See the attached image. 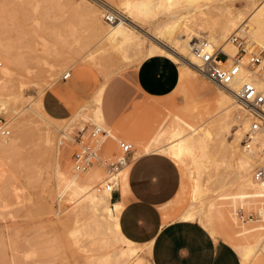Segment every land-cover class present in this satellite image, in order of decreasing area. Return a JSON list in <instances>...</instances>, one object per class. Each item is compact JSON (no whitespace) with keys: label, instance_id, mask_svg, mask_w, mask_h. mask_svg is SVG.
<instances>
[{"label":"rangeland","instance_id":"374dc122","mask_svg":"<svg viewBox=\"0 0 264 264\" xmlns=\"http://www.w3.org/2000/svg\"><path fill=\"white\" fill-rule=\"evenodd\" d=\"M82 1L0 0V95H2L0 119L11 131L10 137L0 136V144L4 142L7 145L4 138H8V142L11 144L12 141L13 145L8 150L0 148V264H91L97 256L105 255L111 250L110 247L95 241L89 229L88 231L83 230V233H80L82 237L78 236V239L72 234L76 227V216L79 215L78 219L83 222L87 219L88 213L83 211L74 216L72 209L76 203H72L69 192L63 194L60 192L63 190L59 185L58 171L63 172L69 178L77 173L73 160L76 149L74 143L67 140L58 149V142L63 131L72 135L77 127L84 124L87 128L101 125L110 131L112 136L104 139L99 147L102 161H96L90 167L91 169L79 173V179L87 184L102 180L97 185L100 188H103L107 177V163L118 159L121 155L119 140L132 143L134 148L132 153L135 156L144 153V150L139 148L143 144L138 146L136 141L131 140L130 134L125 131L128 127L142 125L145 120V113L137 104L156 100L138 92L134 83V71L141 63L139 57L142 54H135V47L129 48L128 54L131 58L125 60L121 53L113 52L114 49L110 45L98 43L96 35L100 31L94 27L93 21L84 13ZM87 1L100 13V20H103L104 27L109 23L104 17L108 10L102 5L105 3L123 15L134 16L141 30L151 32L158 24L166 20H174L173 22H180L179 27L182 33L204 31L205 33L202 32L204 36L216 35L217 39L219 38L216 43L219 45L224 43V39H220L217 29L213 30V23L210 19H204L206 12L207 17L210 16L209 9L211 8H206V11L203 9L205 5L233 8L237 12L241 11L243 18L239 22V28L230 32L228 37L238 32L239 35L248 36L249 43H254L259 49L264 48L251 30L253 24L247 18L254 8L250 0ZM139 1L151 2L148 6V13L131 11L123 5L125 2ZM256 3L259 4V1ZM202 7H204L202 9L204 12L200 10ZM192 11L195 12L192 13ZM172 15H176L175 19L171 17ZM245 24L246 27H244ZM242 28H245L244 32L240 31ZM204 38L211 41L209 37L199 39ZM151 42L153 41L146 40L144 50H147ZM233 45L238 52L237 45L235 43ZM181 62L179 60L180 66ZM82 68L84 70L81 73ZM258 69L264 81V55L263 62ZM68 71L72 72L71 77L63 80V75ZM54 83L57 89L61 90L59 96L72 106L69 120L68 118L66 121L65 119H60V121L51 119L52 122H48L32 112L31 107L50 119V115L46 113L43 106L38 105V101H41L44 94L51 90L49 88ZM103 84L107 86L106 91L111 85V98L114 106L119 108L126 100L127 102L124 107L119 108L113 120L108 119L107 123L99 124L92 119L90 100ZM117 84L119 87L115 90ZM7 87H11L9 89L11 92L21 91L22 96L18 98L10 96ZM177 87L173 91L176 98L175 104L163 109L164 114L167 115L168 124L165 130L171 132L180 128L188 134L198 128V134L210 141V137L205 133H215L214 110L219 96L224 92L223 89L211 83L200 72L195 76L194 73L185 71ZM170 98L171 96H167L158 101ZM241 105L243 106L242 103ZM83 107L86 108L84 112L75 116V112ZM247 113L244 106L233 112L236 121L226 136L228 141H233L234 133L242 123L246 121L250 126L251 119ZM16 121L25 123L24 132L18 126H13V123L17 125ZM249 130L248 133H250ZM168 132L167 136L152 139L144 145L156 147L165 144L167 142L165 138L169 136ZM248 133L244 140L252 135ZM259 133H264V129ZM248 143L250 141H244L242 144ZM258 150V154H263L262 148ZM163 154L167 155L165 152ZM167 156L171 157L169 154ZM211 156H213L210 158L212 163L207 161L209 166L204 167L206 169H203L202 176V181L208 184L210 190L203 196V202H196L192 215L181 219L201 223L213 237L225 239L234 245L242 257H244L243 253L246 248L252 247L250 264H264V190L258 186L257 189L261 191L251 193L244 189L237 176L221 174L229 166L230 160V154L225 152V149L217 154L212 153ZM172 159L182 167H180L181 186L176 198L166 208L176 213L191 202L193 179L184 165ZM213 159L218 160V166L215 165ZM254 165L251 172L253 179L255 170L264 166V162L257 161ZM183 170L187 176L184 175ZM209 173L214 176L207 177ZM120 187L121 179L117 184V188ZM234 208H237V213L242 211L243 218L239 214V219L234 216ZM251 213L253 217L249 216ZM67 214L69 215L65 220L58 219ZM141 254L145 256L149 253L141 252Z\"/></svg>","mask_w":264,"mask_h":264},{"label":"bare ground","instance_id":"6f19581e","mask_svg":"<svg viewBox=\"0 0 264 264\" xmlns=\"http://www.w3.org/2000/svg\"><path fill=\"white\" fill-rule=\"evenodd\" d=\"M257 1H259V4L256 3ZM82 2L84 5V13L93 21L94 27L100 31L96 35L98 39L97 40L98 43L110 45L112 49H114L113 52L115 51V53L116 52L121 53L125 60H128L131 58L130 54H128V51H129V48H132V47L136 48L134 50L135 54H138V55L142 54L139 57L140 62L154 55H163V56L173 59L174 61L178 63H179V60H181L182 61L181 62L182 65L180 66L181 72H179L180 79L182 78V74L184 71L187 73H194L195 76L199 72L197 68V64L199 63V61L194 55V52L192 49H193L195 40H198L201 37H209V39L215 46L223 48V50L227 52L231 57H233L237 52L235 45H233V42L232 40H230V37H228V34L232 32L233 30L239 28V22L243 18V14L241 13V11L237 12L233 8H229L225 6L223 7L221 5H218L217 7H210V5L209 6L205 5L206 6L205 8L202 7L200 9L202 11L203 8H204L203 10H205L206 8L208 9L211 8L209 9L210 16L207 17V12H206V18L204 17V19L206 20L209 18L210 22L213 23L212 24L213 30L217 29V32H219L218 35H220L219 36L220 39H224V43L223 44L221 43V45H219L216 43L218 42L217 40L219 39V38L217 39L216 35H205L204 36L203 35V33H205L204 31H202L203 33L202 32L201 33H198V32L197 33L196 32L182 33L181 28L179 27L180 22L178 21L173 22L174 20L173 21L166 20L160 23L155 27L153 31L150 32L149 30H141V26L137 23L138 20L134 16L131 17L130 15L119 14V19L114 23H108L109 27H107L108 26L107 25L105 26L106 27L105 28L102 22L103 20L102 21L100 20V16H99L100 13H98V11L95 9L96 7L94 6L95 7L94 8L93 6H91L92 4L90 5L87 0H83ZM146 2L147 1H139L136 3L125 2L123 3V5H126L128 10H131V11L137 10L136 12H139V13H148L149 12L148 6H149V3L151 2H148V3ZM250 2H251L250 4L254 6V8L252 9V11L249 12L247 18L253 24L251 30L253 31L255 36L258 38V40L261 42L262 46H264V0H250ZM160 4L162 3L160 2ZM102 5L105 6L107 9L111 10V7H109L105 3ZM164 8H168V7H164ZM193 12L195 11H192V13ZM208 15H209V12H208ZM175 16L172 15L171 17L175 19ZM216 25H218V27ZM147 39L153 42H151L147 50H144V45ZM102 47H104V45ZM121 56L119 57L121 58ZM254 76L255 75H253V73L249 71H245L241 75V77L232 84V87L234 88V90L237 91L241 88L245 80L255 79L258 87L263 89L264 81H262L261 78H258L257 76L254 77ZM263 78H264V75H263ZM182 82L184 83V81ZM105 86L106 84H103L102 87L98 90V92H96L95 95L93 94L94 96L90 100V103L92 105L90 107L92 111V116H93L92 119L99 124L105 123L103 113H102V95H103ZM7 88H8V93L10 96H13L14 98H18L19 96H22L21 91L11 92L9 91L11 87H7ZM1 96L2 95H0V98ZM42 99L41 101H38V105L40 104L41 106H43ZM240 108H243V106L235 98V94L233 92L224 91L221 93V96H219V99L217 101V106L214 110L215 111L214 113L216 116V119L214 120L215 133L214 134H211L209 132L205 133L206 136L210 137V141L203 135L198 134V128H196L195 130H193L192 132L188 134L185 132L184 129L179 128L171 132H168V130H165L159 136L161 138V137H164L165 135L167 136V132L169 133V136L165 138V141H167L165 144L163 143L162 145L153 147L147 144L145 145L143 144V146H141V143H138V146H141L140 148H143L146 151H160L163 153L164 152L167 153V155L169 154L172 158H174L175 160H177L178 162H180L182 165H184L187 168L189 175L193 179V191H192L191 203L188 209L186 210V212L182 215V218L190 217L192 215L193 208L196 202H199V201L203 202V196L206 194L207 191L210 190L208 184H205L202 181V176L204 173L203 169L205 170L206 168L204 167L209 166L208 162L212 163L210 158H212L213 156H211V154L212 153L217 154L219 153V151L221 152L222 149H225V152H228L230 154V160L228 164L229 166L227 167V169H225V171H222L223 173L221 172V174L225 173L224 175L233 174L237 176L241 180V184L243 185L244 189L251 191V193L259 191L260 189H257L258 186L263 188L261 190H264V180H262L261 182H257L253 179L252 177L253 175H251L253 167L255 166L254 163H256L257 161L264 162V152L263 154H258L259 153L258 149L262 148V150L264 151V133L256 132L249 137L247 135L248 137L247 140H244V137L246 133H248V130L250 127L249 124L246 123L245 121V123H242L241 127H239L235 131L234 133L235 138H233V141L230 142L226 139L227 134L230 132L231 126L234 125L236 121L235 118L233 117L234 116L233 112ZM31 109L33 110L32 112H35V114L39 115L40 117H43L44 121L52 122L51 119L60 121V119L53 118L52 116H50V119L47 117H44L41 114V112H39L35 108L33 109V107H31ZM85 109L86 108L83 107L82 109L76 111L74 115L78 116L79 114L83 113ZM66 119L65 120L62 119V120L66 121ZM67 120H69V118ZM16 123L17 125L13 123V126L15 127L18 126V128L23 129V132H24V127L26 126L25 123H23V121H16ZM237 123H238V120H237ZM4 140H5V143H7V145L4 144V142H1L0 148L4 150L6 149L8 150V148L13 146L12 141H11V144L8 142V138H4ZM244 141L245 142L250 141V143L243 145L242 143ZM212 149H214V151H212ZM215 149H218V150L216 151ZM213 160H214L213 162L215 163V165L218 166L219 165L218 160L216 159H213ZM206 162L208 164H206ZM128 166L124 167L120 171L119 180L122 179V176L124 175ZM79 173H83V172H77L75 175H73V177L69 178L63 172L58 171L59 181H60L59 185H60L61 190H63L60 192L62 194L65 192H69L70 199L73 200L72 203L73 204L76 203L74 204V207L72 209V212H74L73 215L75 216L77 214L82 213L83 211H86L88 213L87 219H84L83 222L78 219L79 215L76 216L77 217L76 227L72 231V234L75 235L76 239H78V236H81L80 233H83L82 232L83 230L88 231L89 229V233H91L95 237L94 238L95 241L100 242L106 245L107 247L111 248V250H109V252L106 253L105 255L102 254V255L97 256V258L94 257L96 259L92 260L91 264H144L145 262H147L146 257H144V255H142L141 252H147V254L148 253L150 254L151 244L135 243L127 239L121 231L119 219H120L121 211L124 208L123 204L118 201L112 200L113 193L111 190L107 189L105 186L104 188H100L97 186L99 183H101L102 180H99L96 183L93 182V183L87 184L86 182L79 179L80 177ZM211 175L212 173H209L207 177ZM44 203L45 204L47 203L46 200H44ZM233 214L237 219H239L237 208L236 209L234 208ZM68 215L69 214L65 215V217H61L58 219L65 220ZM70 236L73 238L72 235ZM72 245H74V243ZM252 251H253L252 247L246 248V251L243 253L244 255L243 264H250V259H251L250 255L251 253H253Z\"/></svg>","mask_w":264,"mask_h":264},{"label":"crops","instance_id":"0c3cea01","mask_svg":"<svg viewBox=\"0 0 264 264\" xmlns=\"http://www.w3.org/2000/svg\"><path fill=\"white\" fill-rule=\"evenodd\" d=\"M179 72V63L163 55L148 57L136 67L134 83L137 91L156 99L155 102L138 103L145 113V120L140 126L125 129L136 144L158 138L167 127V115L163 109L175 104L173 91L180 81ZM106 87L102 95L105 123L108 119L113 120L119 108L127 102L119 108L114 106L111 85L107 91ZM118 87L115 85V90ZM49 89L43 97L46 113L57 119L69 118L72 106L59 96L61 90L55 83ZM167 96L171 98L158 101ZM127 158L129 166L122 176L121 187L112 197L124 206L119 219L123 235L138 244H151V253L144 256L147 259L144 264H243V257L234 245L213 237L197 221L181 219L191 202L176 213L166 208L176 198L181 186L180 165L171 157L155 151L144 150L143 154L136 156L130 153Z\"/></svg>","mask_w":264,"mask_h":264},{"label":"built area","instance_id":"2783aa9c","mask_svg":"<svg viewBox=\"0 0 264 264\" xmlns=\"http://www.w3.org/2000/svg\"><path fill=\"white\" fill-rule=\"evenodd\" d=\"M119 11L111 8L104 14L105 20L114 23L119 19ZM246 27V24L244 25ZM245 28L240 29L244 32ZM230 40L238 47V52L231 57L221 47H216L208 39H198L193 45V52L199 63L198 71L204 75L211 83L224 91H231L235 98L243 104L248 111L247 116L250 120V133L254 134L264 129V88H259L255 79H247L243 82L239 90H234L232 84L241 77L245 71L261 78L258 69L263 62L264 48L259 49L254 43H249L248 36L239 35L238 32L230 36ZM231 61V63H229ZM72 72L68 71L63 75V80L71 77ZM254 76V77H255ZM11 131L6 123L0 119V136L8 137ZM248 133V135H250ZM111 133L101 125H93L87 128L86 124L75 129L72 135L63 131L58 142V149L69 140L74 143L75 152L73 155L74 169L77 172H85L92 167L96 161L101 160L99 147L101 142L111 137ZM121 155L118 159L107 163V177L103 184L114 193L118 188L120 171L128 165V154L134 151L133 144L119 140ZM102 161V160H101ZM264 179V166L258 167L254 172V180L261 182ZM238 214L243 218L244 214ZM253 217L251 213L249 215Z\"/></svg>","mask_w":264,"mask_h":264}]
</instances>
